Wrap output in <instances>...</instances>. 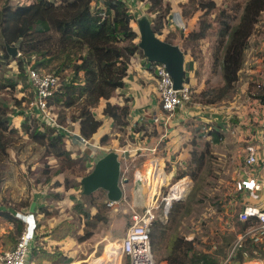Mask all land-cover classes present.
<instances>
[{
  "label": "rangeland",
  "instance_id": "rangeland-1",
  "mask_svg": "<svg viewBox=\"0 0 264 264\" xmlns=\"http://www.w3.org/2000/svg\"><path fill=\"white\" fill-rule=\"evenodd\" d=\"M11 1L26 3L31 0ZM127 1L136 19L147 15L153 20L154 14L148 12L150 3L147 0ZM169 1L173 3L172 13L176 14L180 13L179 3L188 0H165V3ZM217 1L220 7L226 8H231L234 3L232 0ZM87 3L88 0H78L72 6L49 9L47 19L52 29L55 30L59 21L70 18ZM229 11L232 15H237L233 9ZM214 15L212 13L210 18ZM176 18L181 20L183 17L176 14ZM165 21V30L160 37L181 43L180 31L185 29H174L171 17H166ZM133 26L138 30L137 21H134ZM188 28L187 25L186 31ZM222 50L218 27L215 26L201 39L199 47L195 50V66L193 70L188 71L190 82L186 83L191 89V97L171 115V123L164 122L168 114H160L157 119L158 121L160 118L159 122H151L149 114L133 116L127 130L117 135L118 138L113 142L94 150V153L91 149H85L80 140L73 136L68 137L66 147L71 151L72 157L77 159L76 162L58 159L48 151L46 145L32 140L22 129V113L30 114L37 110L32 104L35 100L33 86L24 89L22 82L15 88L4 89L0 94V101L3 102L7 117L10 118L9 124L18 131L7 132L0 138V255L10 250L11 246L5 248L9 235L13 233L16 245L27 226L32 228L35 225L39 245L54 249L52 244L55 241L46 234L61 222L68 221L74 225L75 230L57 243L56 247L64 251L69 260L57 264H100L109 257L107 248L119 244L120 239L126 235L133 215L142 214L147 206L152 204L156 217L164 223V232L158 239L159 243L155 250L152 248L156 264H167L168 243L173 234L180 233L188 240L196 238L197 241H215L216 232L228 227L226 219L231 217L233 211L230 209L239 206L241 209L242 204L238 201L235 185L237 186L245 169L254 170L246 165L245 159L248 147L259 144L254 138L261 125L254 121L262 115L263 110L256 95L264 87V13L246 51L237 89L229 95L221 91L224 82L219 62H216L217 55L220 56ZM189 60L190 57L186 55V69ZM18 72L16 63L12 62L2 69L0 74L5 73L7 77L22 81ZM17 100L22 103L19 104ZM212 100L215 102H211ZM159 105L160 102L158 107ZM54 109L55 106L49 112L58 122L57 113H54L60 108ZM160 110L161 107L156 110L157 113ZM74 113V108L67 110L68 120L66 126L64 125L68 129L65 130L67 134L72 130L70 118ZM95 113L99 115L100 110L95 109ZM213 122L222 125L223 138L220 142L212 144V136L204 135L199 138L198 151H204L205 141H210L204 166L201 170H198L197 166L188 167L192 157L191 151L195 149L192 141L197 136L196 127ZM143 125L145 128L142 132L135 130ZM252 127L256 130L253 131ZM155 146L158 151L153 153L151 149ZM110 151L118 152L121 161V184L124 194L119 202L109 205L107 192L103 189L84 198L82 183L77 187H68L67 184H79L82 178L92 171L94 163ZM88 152L91 153L88 155ZM160 160L162 165L163 160L165 161L166 170L160 171L157 164L156 171L151 174V163H158ZM183 172L188 175L178 179ZM177 185L183 188L182 195L172 200L169 205L166 198L172 197ZM36 199L44 207L31 213V205ZM80 201L97 216L87 220L77 214L73 206ZM175 202H178L177 208H174ZM94 205H98V208L93 207ZM8 215L20 217L23 222L21 233L17 224L9 221ZM88 231L92 235L84 242H79V237ZM196 245L202 248L199 243ZM30 252L32 255V249ZM210 254L219 264H224L225 259L222 256L215 257ZM119 261L129 264L127 257ZM229 264L262 263L256 259H247L244 263Z\"/></svg>",
  "mask_w": 264,
  "mask_h": 264
},
{
  "label": "trees",
  "instance_id": "trees-1",
  "mask_svg": "<svg viewBox=\"0 0 264 264\" xmlns=\"http://www.w3.org/2000/svg\"><path fill=\"white\" fill-rule=\"evenodd\" d=\"M77 1L31 0L26 3H14L11 0H0V72L15 62L19 70L18 77L22 78V81H19L13 77H7L5 73L0 74V94L7 87L15 88L22 82L24 89L32 86L28 73L30 68L52 72L60 80L57 89L48 98V106L50 111L53 106H55L54 110L57 107L60 108L54 113H57L58 123L66 128L67 110L74 108L76 113L70 118L73 130L82 137L90 139L104 125V120L94 111L104 100L102 115L113 121L115 130L101 135V144L107 145L116 140L118 134L127 130L133 117L131 97L124 95L122 103L112 102L111 99L116 96L118 89L125 86V78L132 58L141 55L148 59L139 47V32L133 26L137 19L127 0H88V3L70 18L59 21L56 29H52L47 19V11L60 9L65 5L72 6ZM147 1L150 3L148 12L154 14L152 27L160 36L165 29V18H168L172 11V4L170 1L165 3V0ZM232 1L234 3L231 8L220 7L217 0H188L180 5L185 17H193L199 13L198 20L192 29L188 33L180 32L185 54L194 57V60L188 62L185 82H190L188 71L194 68L195 56H197L195 50L199 47L201 39H204L217 26L223 50L220 56L217 55L216 62H219L222 71L224 83L221 91L225 95L237 89L246 51L264 13V0ZM230 9H233L237 15H232ZM212 13L215 15L211 19ZM164 40L178 44L167 38ZM7 44L17 47L20 55L13 57L8 52ZM151 64L155 67L158 63ZM262 88L256 98L264 104V87ZM34 95H36L35 90ZM17 102L22 103L18 100ZM22 114L24 119L21 127L32 140L46 145L48 151L58 159L76 162L77 159L72 157L71 151L66 147V138L71 136V133L67 134L65 129L50 125L49 120L38 108L30 114ZM7 116L4 104L0 101V138L7 132L18 131L16 127H11L8 122L10 118ZM144 126L135 130L142 132ZM222 131V125L218 122L203 123L196 127L197 136L192 141L195 149L191 151L192 157L187 164L188 167L197 166V169L201 170L204 166L210 141H205L204 151H198L199 138L209 135L212 136L211 144L218 143L223 138ZM79 158L78 160L81 161ZM187 175L188 173L183 172L178 179ZM67 185L77 187L81 185V182ZM91 195H85L84 198ZM57 198L61 199L58 196ZM36 202V209L44 207L38 199ZM177 206L178 202H175L174 208ZM73 207L77 214L84 216L87 220L97 216L91 213V209L87 208L83 201L75 203ZM93 207L98 208V205ZM239 207L230 209L233 211L231 217L226 219L228 227L216 232L215 241H197L196 238L188 240L180 233L173 234L168 243L167 264H200L202 262L219 264V261L210 253L215 257L219 255L226 259L232 251L230 262L244 263L247 259L264 260V233L262 239L245 235L248 228L256 224L257 220L251 218L241 221L239 214L243 205L241 209ZM8 218L9 221L17 224L21 233L23 222L20 217L8 215ZM163 224V220L159 217H156L152 223L150 234L154 250L164 232ZM74 230L72 223L63 221L56 228L51 229L46 236H50L54 241H61L70 236ZM91 235L92 233L88 231L78 240L84 241ZM241 236L244 237L240 239ZM6 239L5 248L11 246V249L15 246L16 238L13 233ZM37 243L33 249L36 264L69 260L57 247L49 250L45 245ZM197 243L202 248L197 247Z\"/></svg>",
  "mask_w": 264,
  "mask_h": 264
},
{
  "label": "built area",
  "instance_id": "built-area-1",
  "mask_svg": "<svg viewBox=\"0 0 264 264\" xmlns=\"http://www.w3.org/2000/svg\"><path fill=\"white\" fill-rule=\"evenodd\" d=\"M28 73L36 93L35 100L32 104L41 111L42 115L49 120L50 124L67 130L57 122L54 115L50 114L48 106V98L57 89L60 80L59 77L52 72L33 68H30ZM155 74L161 110L171 117L178 108L190 100L191 89L186 84L182 89H176L170 72L162 63L156 64ZM80 140L85 145H89V139L81 136ZM245 163L248 167H253L254 170L259 168V174L253 175L248 180L243 179L238 181L237 190L249 192L248 194L252 197L259 198L260 191L264 190V116L262 119L260 144L248 147ZM155 164L156 161L152 163L153 168L149 171L151 174L156 171ZM169 199L170 196L166 198V201L168 202ZM114 203L109 201V205ZM155 218L156 214L153 204L148 205L142 214H134L126 235L120 239L119 244L115 245L108 259H105L104 262L101 261L100 264H122L119 259L121 260L124 257L129 259V264H156L150 234L151 226ZM239 218L241 221L255 218L257 223L248 228L245 235L256 236L262 239L264 233V204L244 206L239 214ZM244 236H241L240 239ZM36 237L35 227L32 230L27 228L23 231L17 244L0 255L1 262L3 264H27L31 256V245L35 242ZM232 254L233 251L225 259L224 264L230 263ZM200 264L205 263L202 262Z\"/></svg>",
  "mask_w": 264,
  "mask_h": 264
},
{
  "label": "crops",
  "instance_id": "crops-1",
  "mask_svg": "<svg viewBox=\"0 0 264 264\" xmlns=\"http://www.w3.org/2000/svg\"><path fill=\"white\" fill-rule=\"evenodd\" d=\"M187 2V1H185ZM182 2V3H185ZM182 3H179V5H181ZM172 10H173V3H172ZM176 14L180 15V17H183L181 20H178V18H176ZM170 13V16H168V19L171 17L172 21L174 23L173 28L177 29V28H183L185 29V31H183L184 33H188L192 27L194 26V24L197 22L198 20V14H196V16L193 17H185L182 14V11L180 9V13ZM142 17V16H141ZM185 23H187L188 25V31H186L187 29V25L185 26ZM165 30V29H164ZM182 32V30L180 31ZM181 43H179L178 41H176V43H178V45H180V47L184 50L183 48V41L180 40ZM190 57V60H194V57L191 55H188ZM188 61V62H189ZM194 66H195V62H194ZM197 72V71H196ZM116 96L113 97L111 100L112 102H116V103H122L123 102V97L124 95L131 97L132 101H131V105H132V109H133V116L136 117L139 114H149L151 115V117L149 118V120L152 122H159V120L157 121L158 117H160V114H165L162 112V110H160L159 113H157L156 110H158L159 107H161V105L158 104L160 102V98H159V93L157 90V78H156V74H155V68L153 67V65L151 64L150 61L146 60L144 57H142L141 55H136L135 57L132 58L131 60V64H130V68L128 70V75L125 78V86L123 88H120L116 91ZM259 105L262 107L263 110H261V114L260 116L256 117L254 122H259L262 128V119L264 116V104L259 101ZM105 104V101L102 100L100 106L96 109L100 110L99 115H97L98 117L102 118L104 120V125L100 128V130L92 137L89 139V145H85L84 143H82L85 146V149H91V151L94 153V150L100 149L102 148L101 142H100V137L102 134L107 133V132H111V131H115L114 130V125H113V121L110 118H106L102 115V108ZM153 108V109H152ZM151 110H153L151 112ZM95 111V109H94ZM169 120V121H168ZM171 121V117H167L165 119V123L168 124ZM171 123V122H170ZM252 125V124H251ZM253 126V125H252ZM261 128L257 130V135L255 136L254 140H258L260 142V136H261ZM68 130V129H67ZM252 130H256V128L252 127ZM68 133H71V136L69 135V137H74L78 140H80L81 135L74 131L73 128L71 131H69ZM119 135V134H118ZM81 142V140H80ZM84 148V147H83ZM153 153H156L157 147H153L152 149ZM91 153V152H90ZM88 152V154H90ZM161 159V158H160ZM159 164L160 166V171H165V161L163 160V165L162 162L160 160V162L156 164ZM152 166V163H151ZM150 170V169H149ZM259 174V168H257V170H250V169H245L243 171V174L241 175V179H250L251 177H253V175H257ZM236 187V192L238 194V201L244 206L246 205H263L264 204V190L260 191V197L259 198H255L252 197L251 195H249V192H242L237 190V186ZM23 219V218H22ZM35 229L37 227V225L34 226ZM31 226H27V228H30L31 230L34 228ZM63 241V240H61ZM61 241H55V243L53 242V246L54 249L56 248L57 243H60ZM81 242V241H79ZM84 242V241H82ZM37 241L32 243V255L30 256L27 264H36V260H35V254L33 249L36 246ZM49 250H52L53 248L51 247H47ZM64 252V251H63ZM65 253V252H64ZM66 255V253H65ZM258 262L264 264V260L262 259H256ZM76 263V262H74ZM73 263V264H74ZM0 264H3L0 260ZM38 264V263H37ZM41 264H57V263H52V262H43Z\"/></svg>",
  "mask_w": 264,
  "mask_h": 264
},
{
  "label": "water",
  "instance_id": "water-1",
  "mask_svg": "<svg viewBox=\"0 0 264 264\" xmlns=\"http://www.w3.org/2000/svg\"><path fill=\"white\" fill-rule=\"evenodd\" d=\"M139 32V47L145 57L151 63H162L170 72L176 89H182L186 75V54L178 44L170 43L162 39L154 32L152 21L147 15L137 19ZM8 52L13 56H18V48L7 44ZM121 161L119 153L110 151L99 158L95 165L82 180L83 194L91 195L99 189L107 192V201L119 202L123 198L121 184ZM127 182V180H126ZM37 202L34 201L30 211L34 213Z\"/></svg>",
  "mask_w": 264,
  "mask_h": 264
},
{
  "label": "bare ground",
  "instance_id": "bare-ground-1",
  "mask_svg": "<svg viewBox=\"0 0 264 264\" xmlns=\"http://www.w3.org/2000/svg\"><path fill=\"white\" fill-rule=\"evenodd\" d=\"M182 190H183V188L180 185L179 186L177 185V187H174V190H173L174 193H173L172 197L169 199V203H168L169 205L171 204L172 200L178 198L179 195H182ZM114 247H115V245L114 246L111 245L107 248V250H109V255H111V253L113 252ZM106 255H107V251H106Z\"/></svg>",
  "mask_w": 264,
  "mask_h": 264
}]
</instances>
